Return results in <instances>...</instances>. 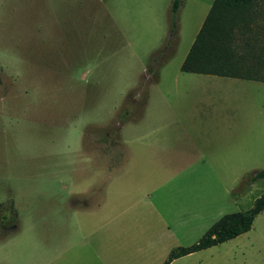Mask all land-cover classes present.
Listing matches in <instances>:
<instances>
[{"label":"rangeland","instance_id":"rangeland-1","mask_svg":"<svg viewBox=\"0 0 264 264\" xmlns=\"http://www.w3.org/2000/svg\"><path fill=\"white\" fill-rule=\"evenodd\" d=\"M172 2L76 0L97 56L79 64L77 89H58L63 64L30 63L12 39L19 8L62 0H0V215L16 200L12 229L31 262H51L59 244L82 264H165L264 193L252 181L264 170V83L182 72L214 0H183L173 31ZM170 264H264V211L249 232Z\"/></svg>","mask_w":264,"mask_h":264},{"label":"trees","instance_id":"trees-1","mask_svg":"<svg viewBox=\"0 0 264 264\" xmlns=\"http://www.w3.org/2000/svg\"><path fill=\"white\" fill-rule=\"evenodd\" d=\"M181 4L182 0H173L172 31L177 28ZM263 15L261 0H214L181 71L264 82V37L260 30ZM258 179H264V170L252 177V181ZM263 211L264 193L250 210L223 216L196 244L174 250L165 264L249 232Z\"/></svg>","mask_w":264,"mask_h":264},{"label":"crops","instance_id":"crops-1","mask_svg":"<svg viewBox=\"0 0 264 264\" xmlns=\"http://www.w3.org/2000/svg\"><path fill=\"white\" fill-rule=\"evenodd\" d=\"M182 5H183V0L181 6ZM81 8H82L81 6L79 7L76 6V0H62V5H60L58 8L55 7L46 11H41V9H38V7L35 6L18 9L20 14H22V18H24L22 21H25L26 23H23L25 25L19 28L20 30L19 36L17 32V36L19 38L18 40L17 38L12 39L13 43L16 44L17 48H22L23 50L25 49L24 54L26 56V61H29L30 63H46L53 61V62H60L63 64V66H61L63 67L62 70L60 68V70L58 69V73L54 72V74L57 75L59 78L57 84L58 89H69L70 87L77 89L78 88L77 82L81 78V76L79 77L76 71L77 68L80 66L79 64L97 56L95 53L98 50V45L96 44V40L94 39L97 36V34L91 36V34L86 33L83 35L82 31L84 29L85 31H87L88 30L87 28H89L90 26L87 25L86 27H83V24L85 23L80 24L78 17H76L77 13H81ZM91 12L92 11L90 9V11L87 13V16H89ZM167 49L168 46L166 50ZM42 69L43 67L40 65L31 64L32 73L30 77L40 79V82L37 84V87L41 89H43L44 87L43 85L46 84L45 80H43L45 70ZM197 75H202V74H197ZM204 76H211V75H204ZM213 77H218V76H213ZM220 78H227V77H220ZM230 79L242 80L237 78H230ZM242 81L264 83L262 81H253V80H242ZM83 141H84V137H83ZM143 141H144L143 146L145 147V150L148 149L154 150L152 154L155 161L153 162L150 161V162L155 165L154 173L157 174L158 146L146 144L147 137H144ZM121 143L123 145V142ZM189 150L192 151V147H190ZM183 151L185 152V154H187L186 152H188L186 148ZM94 156L96 159H99L97 155ZM105 158L101 157V159H105ZM147 163L148 165L151 164L149 162ZM91 188L92 187L89 186V189L87 191L85 192L81 191L82 193L76 192L75 195L78 197L81 196L87 197L89 193H91V191H94V189ZM148 196L150 195H147V197H145V200H148ZM4 206L5 209L0 215L1 220L3 222L2 226L4 228V231L8 232V230H10L11 234H9L3 239L0 238V264H35L31 262V260L27 259L29 253V250L27 248H24V246H20V248L17 247L18 244L16 243V239L17 237L19 238L20 235H16V232L18 231L19 228L17 225H15V228L12 229L13 224L11 219L12 212H14L13 210L14 207L16 206V200L10 199L8 202L4 203ZM5 225L7 226L5 227ZM48 234L49 233H45L43 238H47ZM6 240L7 242H5ZM75 248H76L75 246H72L70 248H66L63 246L62 248H60V245L58 244V247L56 249L57 253L54 257V260L43 264H82L78 260L79 258L76 255ZM55 252H51V254H54ZM67 252L69 253L68 255H66ZM48 253L49 251L45 252V256L48 255Z\"/></svg>","mask_w":264,"mask_h":264}]
</instances>
